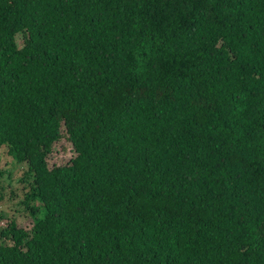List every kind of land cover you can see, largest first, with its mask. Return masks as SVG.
Returning a JSON list of instances; mask_svg holds the SVG:
<instances>
[{"label":"trees","instance_id":"1","mask_svg":"<svg viewBox=\"0 0 264 264\" xmlns=\"http://www.w3.org/2000/svg\"><path fill=\"white\" fill-rule=\"evenodd\" d=\"M3 147L0 264H264V0H0Z\"/></svg>","mask_w":264,"mask_h":264},{"label":"rangeland","instance_id":"2","mask_svg":"<svg viewBox=\"0 0 264 264\" xmlns=\"http://www.w3.org/2000/svg\"><path fill=\"white\" fill-rule=\"evenodd\" d=\"M73 156L72 151H70V143L68 140H62L55 143L52 149V152L48 155L47 161L49 165L67 163ZM0 164L2 169L11 170L13 172V185H7L3 193V198L0 200V212L4 213L2 221H0L4 226L9 222L15 220V223L27 230H30L33 226L32 218L29 217V214L24 213L22 206L19 204V201L23 195L21 190V184L18 182V179L21 177V174L26 169L25 164L17 163L7 152V148L3 147L0 152ZM1 186V184H0ZM11 187L18 189V194L15 196L11 195Z\"/></svg>","mask_w":264,"mask_h":264}]
</instances>
